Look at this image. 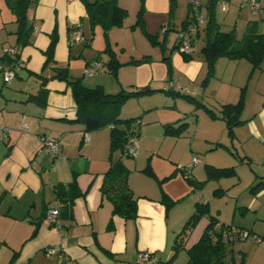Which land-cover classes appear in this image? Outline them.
<instances>
[{
	"label": "crops",
	"instance_id": "crops-1",
	"mask_svg": "<svg viewBox=\"0 0 264 264\" xmlns=\"http://www.w3.org/2000/svg\"><path fill=\"white\" fill-rule=\"evenodd\" d=\"M92 1L95 0L31 2L27 23L33 31L30 42L18 51L20 67L10 83L0 79V130H7L5 137L0 134V264H8L15 251L19 252L15 264H33L34 261L41 264L39 257L45 258L44 248L60 242L58 230L48 226L45 220L46 209L51 205L59 207L58 219L66 231L63 250L70 260L67 264H144L139 257L144 251L152 252L159 260H168L173 254L178 233L192 214L180 221L182 210L175 208L171 215L169 207L184 202L187 210L195 209L193 199H199L204 187L210 183L220 187L215 190L222 193L214 192L216 196L234 190L229 195L238 201L241 192L259 179L257 186L251 190L253 195L247 194L242 199L240 213L234 206L228 224L254 234L258 218L251 211L255 203L264 197V66L251 74V64L246 59L219 57L213 73L208 75L202 56L196 57L192 52L185 59L174 48L175 39L171 52L164 59L167 67L170 66L171 80H167V70L164 78L172 91L169 93L166 88L153 83L156 74L151 64L152 56L131 55L127 59L117 56L114 47L120 45L124 30H116L115 27L119 26H112L104 33L103 28L96 25L92 31L85 8V3ZM127 1L117 0V3L127 10ZM138 1L141 3V0ZM142 1L141 22L145 33L157 34L156 40L159 39V44L166 48L173 18L169 15L170 0ZM210 4L211 0H203L202 12L207 14ZM238 4L240 7L241 1ZM216 5L217 11L222 10L218 1ZM14 24L7 36L9 47H16L14 32L17 24ZM78 24L84 39L69 44V33ZM97 26L101 31L96 33ZM53 32L57 36L54 60L57 65L68 67L70 76H73L70 74L72 71L85 70L89 62L99 60L103 67L99 74H103L97 73L100 79L94 85L100 86L104 92L114 94L121 89L130 91L144 85L156 90L128 99L122 109L131 100L146 99L161 92L165 97H172L161 105H137L133 108V115L120 117H137V122H133L137 124L138 131L136 153L122 156L129 169L128 185L137 196L135 219L111 216L109 201L101 197L100 187L109 167V128L85 131L83 124L76 120L71 88L58 78L47 79L45 83V105L30 98L39 89L40 74H50V71H43L42 66L45 61L43 52ZM95 34L104 36L103 45L99 48L105 50L108 43L111 53L121 63L116 76L109 74L114 76L115 82H111L108 75L107 62L110 58L104 60L102 51L92 45ZM4 46L1 44V47ZM2 55L1 50L0 57ZM142 57L148 59L133 63L132 60ZM5 63L6 60L0 61L2 65ZM172 80L176 86H170ZM88 82L85 84L87 87L94 86ZM106 83L111 84L109 89ZM241 93L243 109L240 118L243 122L233 127V135L227 133L224 120L211 117L203 106L183 96L189 95L218 113L222 104L237 102ZM152 115L153 119L144 122ZM181 123L185 126L179 134L165 129L166 125L176 127ZM23 124L27 125L28 131L22 129ZM85 135L88 142L83 143ZM143 137L148 139V143L141 142ZM42 139L59 141V153L46 157L41 151ZM115 155L120 156L118 152ZM193 155L200 156L191 169V178L195 183L200 182L199 187L191 184L181 170ZM181 161H186V164ZM210 166H232L235 172L233 175L208 178L207 168ZM73 179L77 188L85 194L62 203L55 189L58 185L66 186ZM164 196L171 200V205L166 207ZM205 204L209 209L210 199ZM257 210L259 207L254 209ZM249 213L253 215L250 219ZM213 216L219 224H225L226 221ZM204 217L190 233L186 248L203 234L208 224V217ZM110 218L112 225L109 224ZM48 258H52L50 264H58L56 256ZM174 263L181 264L175 258Z\"/></svg>",
	"mask_w": 264,
	"mask_h": 264
},
{
	"label": "trees",
	"instance_id": "trees-1",
	"mask_svg": "<svg viewBox=\"0 0 264 264\" xmlns=\"http://www.w3.org/2000/svg\"><path fill=\"white\" fill-rule=\"evenodd\" d=\"M31 2H36V0H6L7 5L14 14V22L17 24L14 32L17 54L11 58L7 54H3L0 57V61L6 60V63L16 61L19 49L30 42V34L33 28L27 23V10ZM216 2V0H211L207 11V20L201 30L205 36L200 52L206 65L207 74L213 73L215 62L219 57L246 59L251 64L252 74L254 70L261 68L264 60V6L258 14L246 17L245 27L242 33L238 34L236 24L230 30L225 31L221 29V25L217 21ZM142 3L143 1L141 0L140 10L137 15V22L141 26ZM175 6L176 0H170V17L173 16ZM85 8L92 31L96 25H99L103 28L104 33H106L112 26H121L127 16V10L119 6L117 0L86 2ZM239 8L244 7L240 6ZM188 23H190L189 9H187V15L182 21L181 28L186 27ZM199 27L200 25L195 32L197 35H200ZM146 35L149 36L153 43L156 42L157 34ZM56 41L57 36L53 32L50 43L43 52L45 61L42 70L45 72L50 71V74H40L41 83L39 89L36 94H31L30 98L41 105H45L47 95L45 83L47 79L58 78L65 81L71 88L76 106V120L83 124L85 131H94L104 127L109 128V167L104 173L103 182L100 187L101 197L109 201L111 216L118 215L125 220L135 219L137 216V196L128 185L129 169L124 164L122 156L124 154V145L128 138L137 137L138 135L137 124L133 123L134 121L137 122V117L120 118L118 115L121 106L128 99L148 95L156 90L150 88L149 85H144L134 90L121 89L117 93L109 94L104 92L100 86L87 87L83 84L81 78H74L69 75L68 67L57 65L54 60ZM174 48L177 49L176 43ZM110 50L107 43V47L104 50L108 54L110 53L107 70L116 76L117 69L121 63L116 60ZM183 55L187 59L191 54ZM147 59V57H142L132 61L133 63H141ZM167 71L169 73L167 80H171L169 65ZM167 90L169 93L172 92L170 89ZM183 96L190 101H194L196 105L203 106L211 117L224 120L229 135H233V127L236 124L243 122L240 118L243 109V93H241L237 102L222 104L218 113L189 95ZM184 126L185 123H181L176 127L169 124L166 125L165 129L169 133L179 134L182 132ZM116 152L120 156H116ZM234 172L235 170L232 166L223 168L210 166L207 168V177L219 178L225 175H233ZM185 178L194 186L199 187L200 182H193L191 175L190 177L185 176ZM55 191L62 203L68 202L70 199L72 200L77 195L85 194V192L77 188L74 179L66 186L58 185ZM163 202L166 207L171 205V200L166 196L163 197ZM204 216L208 217V224L205 226L203 234L197 242L186 248L190 233ZM109 224L112 225L111 218ZM241 230L242 228L233 225L219 224L218 219L209 213L207 204L196 202L194 212L187 218L176 237L173 245V254L168 260H159L157 258L158 264H175L174 258L181 250H185L187 254V260L183 264H246L243 257L239 262L234 257V242L239 239L244 240L240 238ZM255 239L258 240L259 238L256 237ZM18 254L19 252L15 251L8 264H15Z\"/></svg>",
	"mask_w": 264,
	"mask_h": 264
},
{
	"label": "rangeland",
	"instance_id": "rangeland-1",
	"mask_svg": "<svg viewBox=\"0 0 264 264\" xmlns=\"http://www.w3.org/2000/svg\"><path fill=\"white\" fill-rule=\"evenodd\" d=\"M126 1V0H125ZM203 1V0H202ZM241 0H231L230 3L227 5V9L225 10H218L216 12L217 15V21L221 25L222 30H230L235 24L237 28V33L241 34L244 27H245V21L246 17H250L251 14L248 12L246 8H239V2ZM126 7H127V16L125 17L123 24L119 27H115L116 30H124L123 33H121V42L118 47H114L117 53V56L120 59H127L128 57H131V55H150L153 58H151L154 71L156 74L155 81L153 82L154 85H157V87L160 88H166L168 89V82L164 81L166 70H167V64L165 63L166 55H169L171 52V49L173 47L174 40L177 39V34L178 30L181 29L182 26V21L185 19L187 15V0H176V6L174 9V15L172 16V20L170 22V30H169V37L167 39V47L164 48L161 46L159 39L156 40L155 43H153L149 36L146 35L143 27L138 24L137 22V15L138 11L140 10L141 3H139L138 0H128L126 2ZM203 17L205 18L204 21L206 22L207 20V14L203 11L202 12ZM14 14L12 13L11 9L6 3V0H0V52L2 50V53L9 47V41H8V34L9 32L14 28ZM119 28V29H118ZM203 28V24L200 25V35H197L196 33H193V46H192V52L196 57H201V47L203 45V38H204V33L201 31ZM101 31V28L99 26L96 27L95 32ZM94 34V33H93ZM103 38L102 35L100 34H95L94 37L92 38L91 42L92 45L94 46V49H98L100 51L102 48H99L103 45ZM158 41V42H157ZM1 44L5 45L4 47H1ZM120 47V48H119ZM123 47V48H122ZM104 52V49L101 50ZM102 54V58L104 60L108 59L109 56ZM202 59V57H201ZM152 66V65H151ZM261 66H264V62H262ZM70 74H72L74 78H81L83 84H87L86 81H89L88 83L93 86L95 81L97 79H100L98 77L99 75L103 73H98L94 75L93 77H86L84 75V68L83 70H77V71H72ZM110 73H108L109 75ZM109 78L111 79V82H115L114 76L109 75ZM13 80V79H12ZM11 82V81H10ZM9 82V83H10ZM182 83V81H180ZM178 82V84L180 83ZM8 84V83H6ZM180 85V84H179ZM95 86V85H94ZM93 86V87H94ZM111 84L106 83L107 89L110 87ZM163 88V89H164ZM159 92V91H158ZM162 93V92H161ZM156 94V95H150L146 97V99L142 100H131L127 103L125 106V109H120L119 111V117H128L133 115L134 113V107H137V105H148V104H156V105H161L163 103H167L168 101L172 100L171 96L170 97H165L163 94ZM167 100V102H165ZM181 104V103H180ZM124 108V107H123ZM132 113V114H131ZM137 115V114H136ZM153 119V115L150 116V118L146 117L145 121ZM153 124V123H152ZM150 124L149 126H153ZM147 125V124H146ZM145 125V126H146ZM148 127V126H147ZM2 138V136H1ZM145 137H143L142 141L144 144L148 143ZM198 156V155H197ZM200 157V156H199ZM176 160V159H175ZM182 164H186V161H181ZM259 182V179L256 180L249 188L243 190L241 192L240 198L238 201L234 197H231L229 194L233 193L234 190L231 192H227L226 194L216 196L214 192H217L218 189L220 188L216 183H210L209 185L204 187V191L202 193V196L200 198H195L193 199L194 203L197 201L199 203H204L206 200L210 199V204L209 206V211L211 214L216 215L219 219L226 221L225 224H230L231 220V215L232 211L234 209V206H236L237 210L239 213L242 210V199L245 197L247 194H252L251 190L252 188H255ZM225 184H222V186ZM218 194L222 193L220 191L217 192ZM225 193V191L223 192ZM253 195V194H252ZM184 202L179 203V205L175 207H169L170 214L174 213V210H182L180 211V221L184 217H188L189 213L194 212V208H190L187 210L184 207ZM255 207H259V210L254 211L252 209V213L255 214V216L258 218L255 220L256 222V229L254 230V234H252L254 237H258L259 239L256 240L255 238L253 239H244V240H237L233 244L234 248V257L237 262L241 260V258H244V262L246 264H264V197L261 198L259 201L255 203ZM191 211V212H190ZM251 213L248 214L250 216ZM242 216V214H240ZM236 216H238V212L236 213ZM240 216V217H241ZM252 216L248 217V219L252 218ZM205 217H203L204 219ZM200 224H204V222H201ZM44 255V254H43ZM45 256V255H44ZM38 260V259H37ZM39 263L41 264H50L52 258H48L45 256L44 259L39 257ZM175 260L178 263H185L187 260V254L185 250H181L178 252L177 256L175 257ZM32 264V263H28ZM35 264V261L33 262Z\"/></svg>",
	"mask_w": 264,
	"mask_h": 264
},
{
	"label": "built area",
	"instance_id": "built-area-1",
	"mask_svg": "<svg viewBox=\"0 0 264 264\" xmlns=\"http://www.w3.org/2000/svg\"><path fill=\"white\" fill-rule=\"evenodd\" d=\"M220 3L222 10L227 9V5L231 0H216ZM187 6L189 9V18L190 23L186 25V27L178 30L176 44L177 51L182 54H191L192 46H193V33L197 31V27L204 22V17L202 14V0H187ZM241 6L246 8L251 15L258 14L262 7L264 6V0H241ZM84 39L82 30L80 25H76L69 33L68 41L69 44H74L76 41ZM3 54H7L10 58L15 57L17 54L16 47H8L5 49ZM20 67L19 59L11 63L0 64V79L3 82L9 83L15 76L17 69ZM100 71H103L102 64L99 60H94L89 62L84 70L85 76H92ZM170 86H176L175 82L170 81ZM22 129L24 131H28V127L26 124L22 125ZM7 130H0V134L2 136H6ZM88 142V137L85 135L83 138V143ZM136 145H137V137H129L124 145V154L123 156H133L136 153ZM60 150L59 141L53 139H42L41 142V151L46 157L56 156ZM199 161V157L197 155H193L190 162L181 167V170L184 176L190 177L191 169L194 165H196ZM59 207H55L53 205L49 206L46 209L45 220L48 226L58 230L60 234V242L55 245L47 246L44 248L43 252L47 257L56 256L58 259V264H67L70 260L68 256L65 254L63 250V244L66 241V231L61 226L59 219ZM241 239H253L256 238L252 234H250L247 230H241L240 233ZM141 261L144 264H158L157 257L148 251L141 252L139 255Z\"/></svg>",
	"mask_w": 264,
	"mask_h": 264
}]
</instances>
